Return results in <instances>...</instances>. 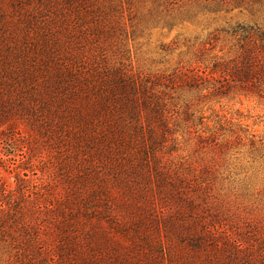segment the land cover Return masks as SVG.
<instances>
[{
  "label": "rangeland",
  "instance_id": "rangeland-1",
  "mask_svg": "<svg viewBox=\"0 0 264 264\" xmlns=\"http://www.w3.org/2000/svg\"><path fill=\"white\" fill-rule=\"evenodd\" d=\"M239 26L264 32V0H0V186L11 201H18L20 189V202L34 214L42 238L22 259L19 243L8 239V249L0 247V264H87L94 243L104 242L93 261L225 264L236 253L241 264H264L263 100L236 85L226 96L180 90L181 101L192 105L191 123L181 120L174 128L178 141L164 144L161 168L191 169L199 183L205 168L208 181L198 190L191 177L172 196L158 188L155 165L137 156L134 163L143 161L144 171L132 165L127 184L111 178L103 192L110 203L92 212L94 205L84 206L94 184L83 182L79 126L72 120L65 126L55 105L40 95L44 82H54L64 68L77 76L63 91L67 102L76 96L71 109L83 104L86 76L96 78L94 89L106 92L108 68L122 63L160 75L180 68L213 70L237 54ZM27 67L37 68V79L22 89ZM113 122H107L108 131ZM138 147L120 154L131 159L128 152ZM141 190L149 196L138 200L134 193ZM60 204L68 207L63 217H48ZM64 225L74 234L67 237L71 260L62 262L57 252L66 238ZM33 227L24 229L33 233ZM12 231L22 242L17 228Z\"/></svg>",
  "mask_w": 264,
  "mask_h": 264
},
{
  "label": "trees",
  "instance_id": "trees-1",
  "mask_svg": "<svg viewBox=\"0 0 264 264\" xmlns=\"http://www.w3.org/2000/svg\"><path fill=\"white\" fill-rule=\"evenodd\" d=\"M234 32L236 35L241 36L237 54L233 59L215 63L213 70L205 68L201 71L180 68L170 75H160L145 73L141 70L134 72L129 70L128 65L124 63L120 67L113 68L107 64V68L109 67L108 71L111 73V77L108 76L107 78L108 82L103 79V88H107V91L105 92L100 88L94 89L93 85L95 86L96 84V78L92 77L91 74L86 76L85 87L88 91L84 95L82 94L81 102L83 104L80 108L71 109L70 105L73 104L72 102H76V96H73L74 99L70 100L72 102H67L63 93L66 86H68L67 82H73L77 77L74 69L66 68L67 72L65 68L57 71V77L53 80L54 82L50 83L47 80L44 82L43 88L45 92L43 89L40 92V95H42L41 99L52 102L55 105L52 108H57V113L62 118L65 126L69 125L70 120L79 126L77 131L78 153L85 160L84 170L87 169L83 172L85 176L83 182L94 184L85 200V207L90 206V204L94 205L92 207L93 212L101 209V203L106 201L109 204V197L104 196V190L110 186L111 178L125 184L130 182L132 177L131 166L136 167L134 162L137 156L139 160L146 158L145 162L150 168L155 165V178L158 188L161 190L167 189L172 196L179 189H184L187 181L188 183L191 182L194 177L197 178L198 190H200L201 184L205 185L208 181V176L205 175V168L202 169L200 177L202 181L199 183L197 174L191 169H179V171L173 173L164 167L161 168L159 152L168 141H178V137L174 139V136L178 134L177 131L176 134L174 133V128L177 127L181 120L187 122L188 125L191 123L188 117H191L192 105L187 100L185 102L181 101V91L188 90L199 94L207 91L209 95L226 96L229 90L236 85L244 90L246 94L248 93L264 101V32L259 35L253 28L245 26H239ZM257 41L260 43H257ZM31 68L27 67L26 75H23L24 79L19 82V86L22 89L28 88L37 79V68ZM217 74L220 75V79L216 77ZM78 90L79 88L75 92H78ZM13 93V90L9 91V94ZM38 96L39 93L37 94L36 92L30 98L34 97L36 99ZM26 102H28L29 107V100L25 99L22 101L25 105ZM178 102H183L185 105L181 114ZM201 119L204 120L205 117L203 116ZM107 122H110V124L113 122L114 127L110 128L112 131H108ZM108 134L114 141L113 145L110 146V141L107 140ZM116 141H118L117 144L115 143ZM12 145L17 146L16 144ZM135 145L140 147L128 152L131 159H127L120 154L121 151L133 149ZM87 150L89 152L85 155ZM118 151L119 153L116 155ZM111 154L115 156L114 162L108 157ZM10 155L13 156L14 154L11 153ZM149 158L152 162L149 161ZM135 171H144L143 161L141 163L139 161ZM191 177L192 179L190 180ZM17 193L19 196L18 201H15V199L11 201L10 193L9 195L5 194L4 188L0 186V247L4 251L8 249V239L12 240L13 243L18 242L20 248L16 247L19 250L17 258L22 259L23 256L26 257L27 253H33L34 247L36 248L42 238L34 214L27 211L22 200L20 202L22 198L20 189L17 190ZM147 195L144 190H141V193H134L138 200L149 196ZM173 198L171 197L170 200ZM190 198L193 199L192 196ZM56 208H59V212L54 213L53 211ZM52 209L54 210L48 212V217L56 219L63 217L68 207L60 204L58 207L54 205ZM77 220L79 218L76 216L75 221ZM30 223L35 226L33 227L35 228L33 233L32 230L24 229L28 228ZM15 227L22 242L17 239L18 236L15 237L12 233L14 232L12 229ZM61 231L66 238L61 240L62 244L59 247L57 256L63 262L66 259L71 260L68 250L71 243L68 239L74 232L67 225H64ZM105 246V242L103 245L97 246L94 243V251L90 252L92 258L87 259V264H106L104 259H101L99 263L98 261H93L97 258L98 253H103L101 250ZM70 250L72 249L70 248ZM92 253L94 256L96 255L94 258ZM239 257L240 255L235 253L233 259L226 261L225 264H241L238 261ZM210 264H214V262Z\"/></svg>",
  "mask_w": 264,
  "mask_h": 264
}]
</instances>
